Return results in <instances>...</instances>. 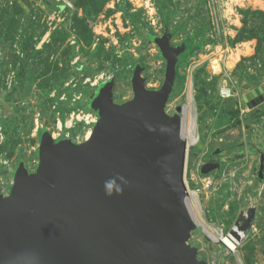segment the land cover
I'll return each mask as SVG.
<instances>
[{"label":"rangeland","instance_id":"1","mask_svg":"<svg viewBox=\"0 0 264 264\" xmlns=\"http://www.w3.org/2000/svg\"><path fill=\"white\" fill-rule=\"evenodd\" d=\"M163 32L181 49L164 113L179 115L190 89L203 146L187 150L185 185L198 191L206 227L243 232L233 252L197 226L187 245L203 264H264V180H257L264 138L244 128L254 122L242 103L264 87V0H0V195L10 194L18 168L35 173L44 134L86 141L99 118L100 85L123 105L140 69L145 89L159 91L167 64L151 38ZM223 88L233 97L221 99ZM252 140L258 153L244 154ZM208 158L220 162L218 176L199 173Z\"/></svg>","mask_w":264,"mask_h":264},{"label":"water","instance_id":"2","mask_svg":"<svg viewBox=\"0 0 264 264\" xmlns=\"http://www.w3.org/2000/svg\"><path fill=\"white\" fill-rule=\"evenodd\" d=\"M156 45L167 64L159 91L145 89L140 69L128 103L114 104L104 87L88 140L56 143L44 134L35 173L18 168L10 194L0 195V264H203L187 245L194 227L184 204L189 147L180 116L164 113L179 52L168 39ZM242 103L249 111L264 103V87ZM192 147L203 148L199 139ZM220 169L206 163L199 173ZM263 173L264 143L257 179Z\"/></svg>","mask_w":264,"mask_h":264},{"label":"bare ground","instance_id":"3","mask_svg":"<svg viewBox=\"0 0 264 264\" xmlns=\"http://www.w3.org/2000/svg\"><path fill=\"white\" fill-rule=\"evenodd\" d=\"M212 69L214 72H218L219 68L216 63L212 65ZM188 94V95H187ZM187 101L181 106L180 108V121H179V129H180V137L182 140H184L189 149L192 147L198 137L196 135V123L193 116V108H191L192 104V96L189 91L187 92ZM91 134L87 133L85 140H88L90 138ZM185 208L187 210V213L193 223L194 226L199 227L202 232L208 236L209 239H211L215 243H223L227 249L231 252L236 250V245L239 243L238 240H236L233 236L229 235H223L220 232H214L210 230L208 227H206L201 219H200V199L198 195V191H190L188 195H186L184 199ZM240 239L243 237V232L239 231L237 228L232 229Z\"/></svg>","mask_w":264,"mask_h":264},{"label":"crops","instance_id":"4","mask_svg":"<svg viewBox=\"0 0 264 264\" xmlns=\"http://www.w3.org/2000/svg\"><path fill=\"white\" fill-rule=\"evenodd\" d=\"M256 113H262L264 112V103L258 105L256 108L253 109ZM253 110H251L252 112H254ZM250 111L247 112V114ZM242 123V122H241ZM250 128H252L254 131L252 132V137L256 136L258 139L259 137H263L264 138V116L262 118H260V120L258 122H254L253 124L249 125ZM245 134H243V138H244ZM251 144H254L252 149H248V148H244L246 152H244V154H248V152L253 151L252 154L250 155H254L255 153H258L257 151V145L255 144L257 142L252 140ZM264 143V142H263ZM250 144V145H251ZM242 152H240L238 155H241Z\"/></svg>","mask_w":264,"mask_h":264},{"label":"trees","instance_id":"5","mask_svg":"<svg viewBox=\"0 0 264 264\" xmlns=\"http://www.w3.org/2000/svg\"><path fill=\"white\" fill-rule=\"evenodd\" d=\"M162 38H164V39H168V35L165 33V32H163V37ZM151 41L153 42V43H155L156 44V42L158 41V39H156V38H151ZM176 50H178V52L180 53L181 52V49H179V48H175ZM105 86H108L107 85V83L106 84H104V85H100L99 87H98V90H102ZM254 111V110H253ZM248 118L249 119H251V120H249L250 122L251 121H253V122H258L259 120H260V118H262L263 116H264V112H262V113H256L255 111L254 112H252V111H250L249 113H248ZM251 117V118H250ZM238 125H240V123H237ZM244 128L245 129H248L249 128V125L248 124H246L245 126H244ZM229 130V128H225V129H223V131H221L222 133H224V132H226V131H228ZM238 156H240V155H238ZM259 182H262L263 180H264V173H263V178H262V180H259V179H257Z\"/></svg>","mask_w":264,"mask_h":264},{"label":"built area","instance_id":"6","mask_svg":"<svg viewBox=\"0 0 264 264\" xmlns=\"http://www.w3.org/2000/svg\"><path fill=\"white\" fill-rule=\"evenodd\" d=\"M189 91H190V89H188V93H189ZM186 92V93H187ZM190 93H191V91H190ZM219 96H220V98L221 99H223V100H225V99H229V98H232L233 97V95L230 93V91L229 90H226V89H221L220 91H219ZM71 122H72V120H71ZM90 122H92V123H94V121H92V120H90ZM66 127V126H65ZM57 130H58V132H60L61 131V125L58 123L57 124ZM57 137L58 136H56L55 138L57 139ZM66 138H68V137H66ZM215 181V178L213 177V178H208V179H206L205 180V184H204V189H209V187L212 185V183ZM186 189H187V195L189 194V192H190V190H189V188H188V186H186Z\"/></svg>","mask_w":264,"mask_h":264},{"label":"flooded vegetation","instance_id":"7","mask_svg":"<svg viewBox=\"0 0 264 264\" xmlns=\"http://www.w3.org/2000/svg\"><path fill=\"white\" fill-rule=\"evenodd\" d=\"M221 155H222V154H219L218 156L220 157ZM213 158H214V156H213ZM215 162H217V160H215ZM215 162H213L211 158H208V159L206 160L205 164H206V163H215Z\"/></svg>","mask_w":264,"mask_h":264},{"label":"clouds","instance_id":"8","mask_svg":"<svg viewBox=\"0 0 264 264\" xmlns=\"http://www.w3.org/2000/svg\"><path fill=\"white\" fill-rule=\"evenodd\" d=\"M109 187H110V185H109Z\"/></svg>","mask_w":264,"mask_h":264}]
</instances>
